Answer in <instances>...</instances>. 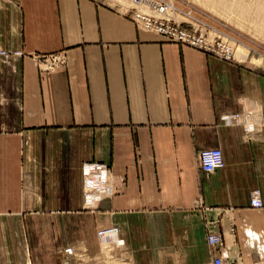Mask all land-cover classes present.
Wrapping results in <instances>:
<instances>
[{
  "label": "crops",
  "instance_id": "obj_1",
  "mask_svg": "<svg viewBox=\"0 0 264 264\" xmlns=\"http://www.w3.org/2000/svg\"><path fill=\"white\" fill-rule=\"evenodd\" d=\"M123 5L0 0V264H206L205 221L226 263L264 264V75ZM52 53L65 63L43 70ZM212 147L225 165L205 174ZM92 162L106 185L86 198Z\"/></svg>",
  "mask_w": 264,
  "mask_h": 264
},
{
  "label": "built area",
  "instance_id": "obj_2",
  "mask_svg": "<svg viewBox=\"0 0 264 264\" xmlns=\"http://www.w3.org/2000/svg\"><path fill=\"white\" fill-rule=\"evenodd\" d=\"M126 3V12L131 20L139 27L153 31L180 45L212 54L219 59L228 62H237L235 47L232 41L225 35H221L207 28L195 27L189 21L176 18L175 14L180 13L172 0H122ZM16 51L14 54H20ZM0 55L6 56L8 52L0 48ZM36 63L43 70H51L65 63L63 53H52L37 55ZM237 117V115H233ZM198 165L201 172L211 174L224 167L225 162L220 148L212 147L200 150L198 153ZM88 169L83 178L84 195L91 197L93 194L102 193L106 185L107 167L104 164L92 162L85 163ZM250 206L262 208L263 201L259 189L251 192ZM206 243L210 249L211 257L206 264H235L226 263V255L223 251V236L213 228V222L205 221ZM118 227L108 226L98 231V236L116 234ZM64 251L71 253L72 248H65Z\"/></svg>",
  "mask_w": 264,
  "mask_h": 264
},
{
  "label": "rangeland",
  "instance_id": "obj_3",
  "mask_svg": "<svg viewBox=\"0 0 264 264\" xmlns=\"http://www.w3.org/2000/svg\"><path fill=\"white\" fill-rule=\"evenodd\" d=\"M172 1L178 11L181 12L183 21L187 20L195 27H205L207 30H213L221 35L227 36L234 44L236 53L238 52L239 46L246 48L248 51L247 58L240 59L237 53L238 60L236 63L249 65L264 75V28L262 26L264 23L259 25L255 21V11H253L257 7L264 11V0H243L250 7V13H252L251 17L248 16L245 20L238 18L235 12L233 13V11L229 10V12L224 11L222 15L217 14L203 6L199 0ZM258 26H262V31ZM259 57L262 59L259 60Z\"/></svg>",
  "mask_w": 264,
  "mask_h": 264
},
{
  "label": "bare ground",
  "instance_id": "obj_4",
  "mask_svg": "<svg viewBox=\"0 0 264 264\" xmlns=\"http://www.w3.org/2000/svg\"><path fill=\"white\" fill-rule=\"evenodd\" d=\"M116 1H119V2H122L124 5H125V7H126V3L124 2V1H122V0H116ZM200 1V3L203 5V6H205V7H207L208 9H210V10H212V11H214L215 13H219V14H223V12L224 11H233V13L235 12V14H237V17L238 18H240V19H242V20H245V19H247L248 18V16H250L251 17V14L252 13H250L251 11H250V7L249 6H247L246 5V3L243 1V0H199ZM123 5V6H124ZM262 7V6H261ZM255 8V7H254ZM253 10V9H252ZM263 10V9H262ZM261 9H259V7H257V9L256 10H253V11H255V21L256 22H258L259 23V25H262L263 23H264V11H262ZM228 11V12H229ZM252 11V12H253ZM213 12V13H214ZM186 14H188V13H186ZM175 16H176V18L177 19H179V20H184L183 19V17H182V14H180V13H177V14H175ZM253 16V15H252ZM232 17H233V15H232ZM235 17H236V15H235ZM228 18V17H227ZM202 26V25H201ZM263 26V28H264V25H262ZM262 26H258L260 29H261V31H262ZM257 27V26H256ZM259 29V30H260ZM260 31V32H261ZM263 31H264V29H263ZM263 34V33H262ZM195 50V49H194ZM234 51H235V49H234ZM238 52V55H239V57H240V59L242 58V59H246L247 58V53H248V51H247V49L246 48H244L243 46H239V49L237 50ZM237 53H236V51H235V55H236V57L238 58V56H237ZM209 54V53H208ZM260 59H262L261 57H259V60ZM238 60V59H237ZM258 59H257V61H259ZM86 170H88V169H86ZM203 173V172H202ZM103 229V228H102ZM119 231V230H118ZM116 235H118V232L116 233V234H109V235H105V236H100L99 235V237H104V238H110V237H115ZM97 236H98V233H97ZM66 253V252H65ZM68 254V253H67ZM70 254H72V251H71V253Z\"/></svg>",
  "mask_w": 264,
  "mask_h": 264
}]
</instances>
